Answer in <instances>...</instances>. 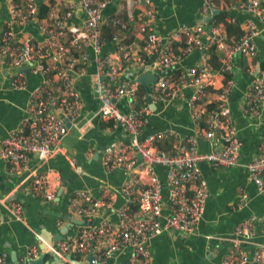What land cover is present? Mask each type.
I'll use <instances>...</instances> for the list:
<instances>
[{
  "label": "built area",
  "instance_id": "2783aa9c",
  "mask_svg": "<svg viewBox=\"0 0 264 264\" xmlns=\"http://www.w3.org/2000/svg\"><path fill=\"white\" fill-rule=\"evenodd\" d=\"M4 1L6 13L0 16V90L3 83L8 89L23 90L26 72L38 76L37 85L27 90L26 105L17 123L0 136V160L7 171L25 166L32 155L40 162L62 153L63 137L71 127L82 134V127L89 123L79 91L84 77L96 101L94 113L126 139L113 145L101 160L104 173L116 168L122 171L118 186L113 188L102 181L96 191L89 187L73 189L67 206L80 220L77 230L45 243L47 251L59 257L69 253L74 259L92 252L95 264H106L115 253L126 251L122 264H150L151 238L169 231L192 233L196 228L208 194L200 162L214 167L240 165L255 191L264 192V140L258 142L253 155L240 159L241 141L228 106L234 81L224 75L231 71L235 55L254 54L257 29L250 16H257L264 27V0L241 2L249 14L241 33L230 38L221 22L212 23L206 33L203 15L216 8L213 0H202L195 22L180 28L183 37L178 30L167 35L155 30L151 0H127V15L120 22L113 16L102 17L101 10L109 0H67L61 15L53 7L48 10V21L37 18L34 0ZM76 10L81 11L80 25L72 22ZM223 19L235 20L231 15ZM32 23L37 37L27 31ZM102 25L136 31L142 36L150 62L135 53L133 43L122 41L116 30L108 39L112 49L104 51ZM177 42H181L180 47ZM195 49L201 63L182 65L183 57ZM214 50L218 53L215 68L206 61ZM124 61L135 63L139 73L152 68L148 92L152 105L146 101L139 75L120 74ZM89 63L94 65L90 74ZM245 70L252 79L243 94L242 113L259 122L264 105V68L248 64ZM186 87L191 88V94L185 98ZM211 88L215 89L214 104L207 107L204 100ZM176 97L184 98L195 130L177 136L171 127H165L142 134L149 115L155 112V103L167 105ZM200 140L216 146L199 149ZM67 159L74 166L73 155H67ZM26 176L31 195L51 199L57 192L59 174L54 169H30ZM118 197L121 201L115 204ZM248 198L247 191L239 187L233 206H246ZM10 205L11 215L19 218L21 204L12 201ZM256 223L264 231V212L248 213L234 224L219 264H264V240L252 241ZM36 255V245H29L22 262L28 264ZM6 260L7 253L1 250L0 264Z\"/></svg>",
  "mask_w": 264,
  "mask_h": 264
},
{
  "label": "crops",
  "instance_id": "0c3cea01",
  "mask_svg": "<svg viewBox=\"0 0 264 264\" xmlns=\"http://www.w3.org/2000/svg\"><path fill=\"white\" fill-rule=\"evenodd\" d=\"M22 2V0H18ZM37 3L38 11L36 16L39 20L48 21V10L53 7L56 13L61 15L65 9L67 0H52V3L44 0H34ZM99 1V0H95ZM243 0H228V14L234 17L237 24L244 28V19L249 14L244 6H240ZM202 0H151V5L155 11L154 27L155 30L167 35L173 30H178L181 37L185 35L180 30L183 25H192L199 16V8ZM217 10V8H215ZM214 10V9H213ZM6 13V4L0 0V16ZM217 12L209 16L210 13L203 15L204 28L208 33V28L212 23L221 22L216 17ZM104 19L115 17L117 22L123 21L127 15V0H109L101 10ZM256 26L257 33L253 39L256 44V50L253 55L237 54L232 58L231 74L234 86L229 93L228 106L231 123L237 129L240 138V159L244 160L256 152L257 144L264 139V105L263 115L259 122L250 120L242 113L243 94L250 83L252 76L246 72L248 64L257 65L258 62H264V27L261 20L255 16H250ZM82 15L80 10H76L72 16V22L80 25ZM235 22V23H236ZM29 25L27 31L37 37L36 29ZM107 25H102L105 28ZM113 30L120 35L125 43H133L136 54L146 57L144 53L142 36L136 31L126 28L113 26ZM101 28L102 37L106 39L103 45L104 51L112 49L113 44L108 40L110 32H105ZM227 38L235 37L231 34ZM238 36V35H237ZM181 46V42H177ZM217 51H211L207 64L217 67ZM201 56L197 49L189 52L183 57L181 64L184 66L201 63ZM123 68L120 70L122 76L140 75L135 63L123 62ZM176 70V69H175ZM94 71V65L89 63V74ZM145 71L151 73L152 68L148 67ZM220 78V77H219ZM219 81V79H217ZM38 82V76L26 72V87L23 90H11L3 88L0 90V136L9 128L13 127L23 112L27 101V90L35 87ZM151 82V81H149ZM148 82V83H149ZM142 86V85H141ZM208 93L204 103L207 107L214 104L215 89ZM79 91L82 99L83 111L89 112V123L84 127L81 135H78V129L71 127L62 140V153H55L45 161L38 162L32 155L26 160L25 166L22 165L16 171H7L5 163L0 160V251L7 253L5 264H13L10 254L14 251L18 255L20 264L24 250L32 244L36 245L37 254L45 250L44 262L52 263V257L46 252L45 242L43 241L42 231L53 235L59 229L66 226L63 235L74 233L78 227V219L71 214L67 206V198L75 188L89 187L96 191L102 181L111 184L116 188L122 179V171L118 168L109 173H104L101 160L103 155L119 141L126 140L117 128L110 126L109 122L96 115V101L93 98L90 88L86 84V78L81 79ZM191 88L186 87L183 96L190 97ZM155 112L149 115V120L143 133L155 129L171 127L177 136L192 133L195 126L192 123L188 109L184 103V98L176 97L171 103L163 105L161 102L155 103ZM222 128V127H221ZM216 143H210L208 140H200L198 148L206 150ZM67 155H73L75 159L74 166H71ZM52 168L59 174V186L57 192L51 199L36 197L28 191L27 172L30 169ZM200 175L208 185V194L204 203L203 213L192 233H182L178 231H169L151 238L149 241L150 264H219L221 257L229 246L228 238L234 224L246 216L248 213L264 212V192H257L253 185L249 183L246 172L242 166L214 167L207 162H200ZM156 170L159 177L163 179L161 167ZM239 187H243L249 194L247 205L238 209L235 208ZM12 201L21 204L20 217L11 215ZM120 198L115 200L119 204ZM166 209V208H164ZM264 240V231L260 224H255V233L252 236L253 242ZM43 247L40 248V243ZM251 246V245H250ZM250 246H246L250 249ZM66 254V253H65ZM94 255L92 252L79 256L73 260L66 256L59 257L63 264H90L88 257ZM126 251L115 253L107 262L118 264L123 261ZM78 256V255H75ZM113 257V258H112ZM78 261V262H75ZM95 264V257H94Z\"/></svg>",
  "mask_w": 264,
  "mask_h": 264
},
{
  "label": "water",
  "instance_id": "95a60500",
  "mask_svg": "<svg viewBox=\"0 0 264 264\" xmlns=\"http://www.w3.org/2000/svg\"><path fill=\"white\" fill-rule=\"evenodd\" d=\"M215 12H217V10L216 9H214V10H211V12H210V14H209V16L208 17H210V15L211 14H213V13H215ZM152 79H153V74L152 73H150V72H148V71H144L143 73H141L138 77H137V80H138V82L142 85V87H143V89L145 90V92H146V101L150 104V105H152V103H151V99H150V95H149V81H152ZM78 222H80V220L78 219ZM66 230V226L63 228V229H59L57 232H55L53 235H50V233L48 232V234L47 233H45L44 231H42V239H43V241L45 242V243H47V242H52V241H54V240H56L57 238H61V237H63L62 236V233L64 232ZM40 248H42L43 247V242H41L40 243ZM46 252L48 253V254H50L51 255V257H52V263H54V264H63V261L61 260V258H59V256H57V255H55V254H53V253H51V252H49V251H47L46 250ZM44 256H45V250H43V251H40L37 255H36V257H34V258H32L30 261H29V263L28 264H48V262H44ZM65 256L68 258V259H70V260H73L72 258H71V256H70V254L69 253H66L65 254ZM10 258H11V260H12V262H13V264H20V262H19V260H18V255L14 252V251H12L11 252V254H10ZM88 261H89V263L90 264H94V257L91 255L90 257H88ZM75 262H78V261H75ZM123 263V261H121V262H119L118 264H122ZM106 264H110V262H107Z\"/></svg>",
  "mask_w": 264,
  "mask_h": 264
},
{
  "label": "trees",
  "instance_id": "16d2710c",
  "mask_svg": "<svg viewBox=\"0 0 264 264\" xmlns=\"http://www.w3.org/2000/svg\"><path fill=\"white\" fill-rule=\"evenodd\" d=\"M213 1L215 2L216 8H217V13L215 16L218 17L219 20L221 21V26H222L224 33L226 35H228V37L231 34L236 35V36L239 35L241 33L242 29L237 24L236 20L225 21L223 19V17L228 14V12H227V9L229 6L228 0H213ZM113 28H114L113 26H106L105 28H102V29H104L105 32H107L108 30L110 32V30L111 29L113 30ZM257 64H258L259 68H264V62H258ZM230 74H231V71L224 72L225 76H230ZM159 145H163V142H160Z\"/></svg>",
  "mask_w": 264,
  "mask_h": 264
}]
</instances>
